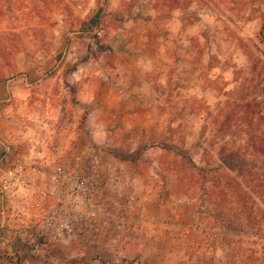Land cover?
<instances>
[{
  "label": "rangeland",
  "instance_id": "374dc122",
  "mask_svg": "<svg viewBox=\"0 0 264 264\" xmlns=\"http://www.w3.org/2000/svg\"><path fill=\"white\" fill-rule=\"evenodd\" d=\"M130 1L0 0V145L9 155L3 166H13L20 157L29 179L52 187L56 185L51 166L68 184L78 175L85 179L78 193L81 204L64 215L69 235L66 228H52L53 240L57 231L68 235L65 243L53 242V251L31 259L26 253L5 254V261L264 264V47L256 49L241 36L243 30L255 43L258 38L264 44L258 26L247 24L251 2ZM140 3L145 11H153L154 3L157 7L158 14L144 15L160 25L155 38L151 36L155 42L158 35L182 28L179 22L190 20L196 27L197 39L202 40L193 63L201 73L198 81L208 73V40L245 45L241 74L223 67L217 71L216 82L226 77L232 97L210 115L207 130L198 120L206 112L202 108L208 105L213 82L196 83V93L187 85L181 96L175 94L176 79L169 81L170 93L157 85L166 108L151 117V126H144V117L130 113L128 107L149 98L129 90H140L147 80L158 84V75L146 73L140 63L143 47L131 46L127 54L120 45L113 49L104 42V29L125 24L119 15L116 20L109 14L111 8H123L129 15L123 20L130 24ZM236 9H241L239 15ZM173 12L179 13V21ZM148 49L156 52V46ZM186 67L176 58L172 77ZM172 101L196 107L195 113L190 115L188 109L185 123L176 126L175 144L167 136L165 150L146 154L142 139L153 136L162 119L167 124L170 119L183 122L182 114L166 106ZM95 124L103 126L96 142L88 135ZM207 135L204 143L199 140ZM119 164L127 168L122 176ZM140 167L153 172L150 175L167 191L138 188L142 177L134 175L133 168ZM57 188L67 191L62 183Z\"/></svg>",
  "mask_w": 264,
  "mask_h": 264
},
{
  "label": "crops",
  "instance_id": "0c3cea01",
  "mask_svg": "<svg viewBox=\"0 0 264 264\" xmlns=\"http://www.w3.org/2000/svg\"><path fill=\"white\" fill-rule=\"evenodd\" d=\"M120 4L129 2L130 0H116ZM132 1V0H131ZM130 1V2H131ZM155 1V0H154ZM153 1V2H154ZM150 4L152 1H148ZM251 2V11L250 15L246 16L248 20V27L252 28L250 24H256L258 26L259 32H262L264 34V0H249ZM143 3V1H142ZM141 4V3H140ZM138 5V4H137ZM145 8L144 4H141V6L136 7V12L134 13L133 18H131L130 24L127 23V20H123V18H129L128 14H125L123 12V8H114L109 10V14H114L116 16L119 15L118 19H122V21L125 24L120 25H114V26H107L104 29L105 32V44L108 46H111L113 49L116 47V45H120L125 48V53L127 54V51L131 48V46H141V54H140V63L142 66L146 68V73L154 72L158 75V84H155L152 81H146L145 84L141 87L140 90L136 91V89L129 90V94H143L144 96L147 95V101L144 99L143 102H139L138 106H130L128 109L132 110L130 113H135L136 116L144 117V126L152 125V116H157L155 113L162 111V108H166L164 103V98L162 94H158L157 92V85L159 86H166L167 93L171 92V89H168L170 87L169 81L176 79L178 81L177 85L180 86L179 88L175 87V94H178L181 96L185 92H187V85H190V88L188 91L190 92H197V86L196 83L200 82L199 84H204L205 82H213L210 87H208V105H205L203 107V114L200 115V118L198 120V125L203 129L207 128L208 125H210V115L214 113V111H217L222 107V103L225 100L231 99L232 97V87L230 85V82L224 78V80L217 81V73L219 72L218 69L220 68H228L230 70L229 72L235 73V74H241L242 68H243V46L242 43H228L227 40L223 41L222 43H216L215 41L208 40V69H206L205 72L208 71V73H204L205 80L198 81V77H200L201 73H198V69L196 66H194L193 63H195L197 59L198 54V44L199 42H202L201 39H197V30L196 27L190 23V20H187L185 22H179L180 25L183 27L180 28L177 26V28L171 29L167 36H159L156 38V42L151 38L153 36L155 38V33H157V30H159V26L157 23L151 22L152 17L148 20L144 18L148 15L152 16L153 14L157 13V7H155V3L152 6V10L145 11L143 10ZM241 9H236L234 12L236 14H240ZM243 14V13H241ZM173 19L179 21V13L173 12ZM251 16V17H250ZM136 21V24H134ZM142 22V23H141ZM247 22V21H246ZM245 22V23H246ZM241 23V22H240ZM244 23V24H245ZM242 24V23H241ZM208 25V34L210 31H212L211 27ZM140 35V41L138 42V38ZM117 36H120L117 38ZM241 36L245 40V42L249 43L252 47L258 49L259 45L261 47H264L262 40H256L258 43H255L250 36L247 37L243 33V30L241 31ZM245 37V38H244ZM255 40V41H256ZM256 41V42H257ZM230 42V41H229ZM156 46V52H150L148 47H154ZM146 49V50H144ZM231 50V53L229 52ZM258 53V52H257ZM260 54V52H259ZM263 55V54H262ZM181 58L182 61L186 63L188 67L183 68L182 71L178 70V73H176L175 77H172V69L174 68V63L176 62V58ZM264 57V55L262 56ZM127 60V58H125ZM157 69L156 71H154ZM218 71V72H217ZM213 78V79H211ZM216 78V79H215ZM222 78V77H221ZM208 79V80H207ZM224 82V83H223ZM156 87V88H155ZM153 95V97H152ZM206 96V95H205ZM219 97V99H217ZM181 98V97H178ZM217 99V102H214V100ZM168 109L172 110L175 113H180L183 115V122L181 123L180 119L177 121L176 119H170L168 124L166 123V119H162L160 121L161 126L156 132L153 134V136L149 135L147 138L142 139L143 147L146 148V154H148L151 150V152L154 151H163L166 149L167 146H165V142L167 141L166 137L168 136V141H170L172 144H175L177 142V129L181 127L182 124L185 123L184 116L186 113H188V109L190 110V115H194L193 113L196 107H188L187 105H177L174 101L171 103L166 104ZM220 106V107H219ZM165 111V110H164ZM198 118V117H197ZM166 124L168 125L167 132L165 131ZM89 126V125H88ZM87 128V125H86ZM101 129H103L102 125L95 124L94 130H90V137L93 141H98V134H100ZM207 130V129H206ZM208 138V135L206 137L202 136L199 140H202L204 143V140ZM138 140V139H137ZM2 140H0V143ZM150 147V148H148ZM4 147L0 145V167H3V162L5 161L4 158ZM111 153V152H110ZM9 155L6 156L8 159ZM116 157V156H115ZM108 159H112L113 157L111 155H108ZM151 160L154 162L155 160L151 157ZM152 162V163H153ZM157 165V169H160L162 171V168L158 165L157 162H155ZM120 166V164H119ZM124 165L121 164L120 167H118V172L120 173L119 176H122L126 173L125 170L127 168H122ZM141 166V165H140ZM129 171V170H128ZM133 174L137 175L138 178L142 177V183L140 182V186L138 188H141V190L157 187L159 189H163V191H167V186L162 185V181H159L154 179L150 174H154L153 172H148L145 168L140 167V169L133 168ZM148 175V176H147ZM146 177V178H145ZM117 178L115 179V182H117ZM124 179V178H123ZM120 179L119 182H122L126 185H132V182L126 181ZM168 181V180H167ZM159 182V184H157ZM157 184V185H156ZM3 247H0V264H10L7 261H5L6 257H4L6 253L2 249ZM26 253L30 256L28 258H36V255L29 254L26 251H22L20 254Z\"/></svg>",
  "mask_w": 264,
  "mask_h": 264
},
{
  "label": "built area",
  "instance_id": "2783aa9c",
  "mask_svg": "<svg viewBox=\"0 0 264 264\" xmlns=\"http://www.w3.org/2000/svg\"><path fill=\"white\" fill-rule=\"evenodd\" d=\"M16 161L11 167H0V244L6 247L4 251L9 255L20 254L23 250L34 255L53 251L51 244L65 243L69 235L64 215L81 204L78 193L85 179L78 175L74 183L68 184L60 180L57 169L51 166L49 171L54 172L51 181L56 186H49L45 181L36 184L29 179L20 157ZM61 183L67 191L59 192L57 185ZM55 226H59L60 231L66 228L68 235L57 231L59 238L56 235L53 240Z\"/></svg>",
  "mask_w": 264,
  "mask_h": 264
}]
</instances>
